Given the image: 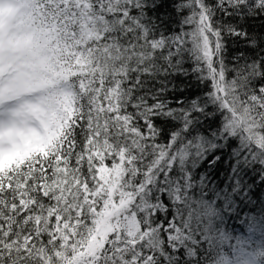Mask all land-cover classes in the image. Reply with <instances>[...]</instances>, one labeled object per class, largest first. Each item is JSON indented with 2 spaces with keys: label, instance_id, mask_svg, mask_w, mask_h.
<instances>
[{
  "label": "snow or ice",
  "instance_id": "6c2138e0",
  "mask_svg": "<svg viewBox=\"0 0 264 264\" xmlns=\"http://www.w3.org/2000/svg\"><path fill=\"white\" fill-rule=\"evenodd\" d=\"M10 8L32 26L0 32V264H210L221 173L264 213V0Z\"/></svg>",
  "mask_w": 264,
  "mask_h": 264
},
{
  "label": "trees",
  "instance_id": "16d2710c",
  "mask_svg": "<svg viewBox=\"0 0 264 264\" xmlns=\"http://www.w3.org/2000/svg\"><path fill=\"white\" fill-rule=\"evenodd\" d=\"M256 31L259 33L260 29L257 28ZM48 47L51 50L52 59L58 65L63 53L57 45L52 43L51 38ZM191 91L199 92V89L193 88ZM193 168L195 172L199 173L203 165H193ZM252 178H255L254 185H251ZM223 179L224 173H221L220 177L212 178L211 182L204 186L205 195L212 198V202L220 214V219L223 221L220 228L213 233L214 255L210 264L238 263L243 254L252 258L257 264H264V213L251 211L249 207L242 206L238 200L231 197L226 198L223 193L230 192L228 184L231 181L228 180L221 184L220 181ZM246 179L253 191L258 190L259 185L264 182V176L260 175L259 165ZM245 203L248 202L245 201ZM255 203L256 200L253 197L251 204Z\"/></svg>",
  "mask_w": 264,
  "mask_h": 264
},
{
  "label": "rangeland",
  "instance_id": "374dc122",
  "mask_svg": "<svg viewBox=\"0 0 264 264\" xmlns=\"http://www.w3.org/2000/svg\"><path fill=\"white\" fill-rule=\"evenodd\" d=\"M30 17H21L18 15V9L0 10V32L6 29H27L31 27ZM50 38L47 40L49 46ZM48 55L40 60H36L31 64V77L22 83L27 86L30 82H35L40 86H45L49 80L50 74L55 72L57 63L50 55V48L48 47ZM230 264H257L252 258L243 254L238 263L231 262Z\"/></svg>",
  "mask_w": 264,
  "mask_h": 264
}]
</instances>
